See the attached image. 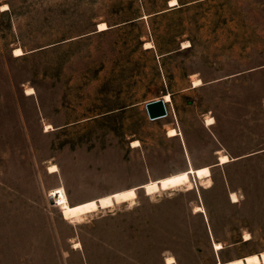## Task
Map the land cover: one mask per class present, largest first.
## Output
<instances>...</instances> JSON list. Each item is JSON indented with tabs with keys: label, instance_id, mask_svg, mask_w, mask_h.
Masks as SVG:
<instances>
[{
	"label": "rangeland",
	"instance_id": "obj_1",
	"mask_svg": "<svg viewBox=\"0 0 264 264\" xmlns=\"http://www.w3.org/2000/svg\"><path fill=\"white\" fill-rule=\"evenodd\" d=\"M190 165L210 180L62 214ZM167 255L264 264V0H0V264Z\"/></svg>",
	"mask_w": 264,
	"mask_h": 264
},
{
	"label": "bare ground",
	"instance_id": "obj_2",
	"mask_svg": "<svg viewBox=\"0 0 264 264\" xmlns=\"http://www.w3.org/2000/svg\"><path fill=\"white\" fill-rule=\"evenodd\" d=\"M174 3L175 0H170V4H174ZM106 26L107 25L104 22H101L99 24L100 28H105ZM14 52L15 54H20L22 53V50L21 48H16ZM193 83L194 85H199L201 83V79L200 78L194 79ZM28 90L30 92L33 91L32 88H28ZM163 98L165 101L170 100V94H165ZM206 122L212 123L213 118L207 117ZM168 134L169 135L177 134L176 128L175 127L169 128ZM137 144H138V140H134L133 145H137ZM219 160L221 162H226L229 160V157L227 154L222 153L219 156ZM56 169H57V165L54 163L49 166V171H55ZM211 174H212L211 169L210 166L208 165L199 166V167H194L190 165L186 169L172 172L164 176H161L157 179H152L136 186L117 190L99 196L97 198H91L73 204L63 202L61 203L60 207L64 218L72 220L76 223H80L83 221L84 217L88 215V213L96 211L100 208L103 209L106 207H111L114 206L116 203H120L122 201H129L130 203L133 204L136 197V190L138 188H144L146 194H153L155 196L158 195V193L162 192L163 190L166 192H173L178 190L179 187L189 188L196 180L209 181ZM231 197L233 200H235L237 197L236 193L231 192ZM198 207L199 206H197V208ZM213 246L216 250H219L222 247V244L214 240ZM165 261L166 263L170 264V263H174L176 259L174 255H167L165 257Z\"/></svg>",
	"mask_w": 264,
	"mask_h": 264
},
{
	"label": "water",
	"instance_id": "obj_3",
	"mask_svg": "<svg viewBox=\"0 0 264 264\" xmlns=\"http://www.w3.org/2000/svg\"><path fill=\"white\" fill-rule=\"evenodd\" d=\"M145 109L150 119H156L167 115L166 101L163 97L145 102Z\"/></svg>",
	"mask_w": 264,
	"mask_h": 264
},
{
	"label": "trees",
	"instance_id": "obj_4",
	"mask_svg": "<svg viewBox=\"0 0 264 264\" xmlns=\"http://www.w3.org/2000/svg\"><path fill=\"white\" fill-rule=\"evenodd\" d=\"M223 247H221L220 249H222ZM257 253V252H256ZM257 254H259V253H257ZM227 262V261H226Z\"/></svg>",
	"mask_w": 264,
	"mask_h": 264
},
{
	"label": "crops",
	"instance_id": "obj_5",
	"mask_svg": "<svg viewBox=\"0 0 264 264\" xmlns=\"http://www.w3.org/2000/svg\"><path fill=\"white\" fill-rule=\"evenodd\" d=\"M165 263H166V261H165ZM166 264H168V263H166ZM170 264H172V263H170Z\"/></svg>",
	"mask_w": 264,
	"mask_h": 264
},
{
	"label": "built area",
	"instance_id": "obj_6",
	"mask_svg": "<svg viewBox=\"0 0 264 264\" xmlns=\"http://www.w3.org/2000/svg\"><path fill=\"white\" fill-rule=\"evenodd\" d=\"M166 109H167V107H166ZM167 112H168V110H167Z\"/></svg>",
	"mask_w": 264,
	"mask_h": 264
},
{
	"label": "snow or ice",
	"instance_id": "obj_7",
	"mask_svg": "<svg viewBox=\"0 0 264 264\" xmlns=\"http://www.w3.org/2000/svg\"><path fill=\"white\" fill-rule=\"evenodd\" d=\"M5 7H7V5H5Z\"/></svg>",
	"mask_w": 264,
	"mask_h": 264
}]
</instances>
